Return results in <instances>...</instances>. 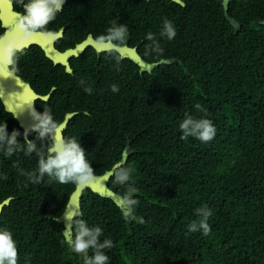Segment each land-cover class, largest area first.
Here are the masks:
<instances>
[{"label":"trees","instance_id":"trees-1","mask_svg":"<svg viewBox=\"0 0 264 264\" xmlns=\"http://www.w3.org/2000/svg\"><path fill=\"white\" fill-rule=\"evenodd\" d=\"M103 14L111 24L127 26L125 45L137 46L146 63H157L155 53L147 54L149 32L163 49L162 59L171 62L140 73L111 52L100 56L97 69L66 74L42 67L28 75L39 95L56 88L47 103H37L38 112L50 111L58 123L78 113L63 136L80 142L96 176L128 152L122 166L133 169V215L125 220L111 200L85 189L76 219L99 226L100 242H113L104 250L108 264H264V26L252 25L250 18L234 34L221 8L199 5L115 6ZM165 19L176 29L171 41L159 36ZM197 103L206 111L197 110ZM187 116L210 120L214 139L182 140L179 125ZM0 122L17 130L1 103ZM37 136L30 133L28 139L39 147ZM18 140L25 143L22 134ZM27 156L34 171L39 157ZM107 186L127 194L114 175ZM74 188L47 176L31 183V211L18 216V264H84V254L67 246L55 221ZM15 190L25 200L28 190ZM204 206L211 209V231L190 234L188 225L200 219L195 210Z\"/></svg>","mask_w":264,"mask_h":264},{"label":"clouds","instance_id":"clouds-1","mask_svg":"<svg viewBox=\"0 0 264 264\" xmlns=\"http://www.w3.org/2000/svg\"><path fill=\"white\" fill-rule=\"evenodd\" d=\"M23 13L20 15L18 28L25 34H32L38 31H45L47 26L56 19L64 7L66 0H19ZM176 29L173 23L165 19L161 26L159 36L168 41L176 37ZM98 51L112 50L125 46L128 40V28L126 25H117L113 21L112 26L107 29V33L95 38ZM146 39L151 43L146 46L147 54H156L158 64L170 63V60L162 59L163 49L155 35L149 32ZM14 61H10L13 63ZM83 81L81 84L83 85ZM84 91L92 93V88L85 86ZM113 93L119 91L116 85L111 88ZM199 111H206L199 103L195 105ZM30 115L34 124L30 129H25L23 136L25 143H20L18 137L21 133L13 129L11 134L7 131V124L0 125V152L5 157H11L18 151L26 149L25 154L36 153L39 157L37 167L34 171L25 172L20 170V175L26 176L32 184H41L45 176L49 181H55L61 185L72 184L78 189H84L93 183L95 171L89 163L86 152L80 142L75 137L66 138L62 135L63 124L58 123L50 111L44 110L43 113L37 112L34 107H30ZM15 116L16 113H13ZM182 132L181 139L186 140L194 137L202 143L212 141L216 135V128L208 119H195L187 116L179 125ZM31 132H37V140L42 141L38 147L33 139H28ZM59 134V135H58ZM46 141V142H45ZM126 158V157H125ZM131 167H119L113 170L115 183L127 186L125 203L129 206H135L136 200L132 199V194L136 191L131 186ZM196 215L199 220L192 221L188 225V232L195 233L202 231L204 236L209 235L211 228L208 224V218L211 215V209L207 206L197 208ZM78 213L71 216L65 213V219L68 224L65 231L72 230L73 235L70 240V246L73 252L84 254V264H108V256L104 254L105 249H111L113 242L105 239L100 242L103 234L99 226L89 227L83 219H76ZM143 223L142 218L139 221ZM74 226V230H73ZM89 250L93 251L91 257L87 256ZM0 264H18L17 242L11 231L7 229L0 230Z\"/></svg>","mask_w":264,"mask_h":264},{"label":"flooded vegetation","instance_id":"flooded-vegetation-1","mask_svg":"<svg viewBox=\"0 0 264 264\" xmlns=\"http://www.w3.org/2000/svg\"><path fill=\"white\" fill-rule=\"evenodd\" d=\"M179 1L183 6L172 0H66L62 11L57 14L56 19L47 26L45 31L38 32L51 35L60 33V37L54 42V48L59 52H64L69 49H74L88 37L96 41L95 38L104 35V31L107 33V29L111 27L112 24L109 15L106 16L103 14L104 11L110 13V8L115 6L124 7L126 5H134L141 7L147 4L150 6H160L161 4L165 7L179 6L182 8L193 5L205 6L208 8H221L223 16L229 25L231 23L239 24L240 28L237 33L241 30L242 23L247 22L250 18H252V25L264 26V0H228L227 11L224 9V0ZM11 2L12 11L15 13L13 22H19L20 15L23 13V8L19 0H11ZM25 2H27V0H25ZM98 8L102 9L100 10L101 15H98ZM97 29H99L100 32L97 33ZM7 30H11L10 26H4L0 20V38ZM106 53L111 52L97 54L94 48L87 46L78 57L69 58L68 64L72 73L80 68L97 69L99 67L100 56ZM40 55H42L44 59H41L39 57ZM11 61L14 62L11 63L10 69L16 76L21 78L22 81L28 83L30 87L31 84L27 81L28 75H37L40 70L45 67L50 70L54 69L56 72L58 69H62L65 72L64 66L54 65L52 61L45 57L41 48L36 45H31L29 48L23 49L20 52L14 51L11 56ZM38 102L35 103V108H37ZM36 110L38 112V109ZM10 116L12 117V115ZM3 123L7 124V131L11 134L15 128L12 129V126L7 122H0V125H3ZM16 125L17 130H20L23 137V132L18 127L17 122ZM23 141H25L24 137ZM24 151L25 150L18 151L11 157H5L4 154L0 152V230L7 229L11 231L16 242L18 240V216L30 212L32 208V202L30 201L32 199L30 196L31 182L28 181L26 176L20 175V170L25 172L32 171V165L29 158H27L28 156L26 155L25 157ZM9 172H12V174L9 175ZM24 180L26 181L25 186L22 185ZM23 187L28 190L25 200L21 199L22 196L15 190ZM30 236H32V233L29 237Z\"/></svg>","mask_w":264,"mask_h":264},{"label":"water","instance_id":"water-1","mask_svg":"<svg viewBox=\"0 0 264 264\" xmlns=\"http://www.w3.org/2000/svg\"><path fill=\"white\" fill-rule=\"evenodd\" d=\"M172 1L183 6V4L179 0ZM227 2L228 0H224L225 11H227ZM14 14L15 13L12 11L11 0H0V20L4 26H10L11 28V30H7L5 34L0 38V102L5 112L12 115L13 119L17 122L18 127L22 130L23 133L25 129H30L34 124V121L30 115L29 108L31 106L35 108V103L38 101L47 102L56 88L52 87L49 93L46 95L36 94L28 83L22 81L21 78L16 76L15 73L10 69L11 56L14 51L20 52L23 49L29 48L31 45H36L41 48V50L45 54V57L52 61L54 65L64 66L66 74H72V70L68 64V59L71 57H78L87 46L94 48L97 54L103 52L117 53L121 60H129L133 64H135L139 68L140 73H142L143 71L150 73L154 68L164 65L158 63H146L138 54L137 46L128 47L127 45H125L121 48L116 49L115 51H98L96 47V41L91 37H88L74 49L59 52L54 48V42L60 37V33L56 35H51L48 33L44 34L40 32H35L30 35L25 34L18 28L19 22H13V17H15ZM230 26L234 30L235 34L240 28L239 24L237 23H231ZM168 64L170 63H167L166 65ZM13 113H16V115L14 116ZM77 115V112L65 114L63 120L60 122L64 125L62 129V135L67 129L69 122ZM31 133L38 134L37 132ZM127 156L128 152L124 151L122 153L121 160L114 164L110 170L106 171L102 175H95L93 183L84 189H78L75 187L69 195L64 211L62 212L60 217L55 219V221L62 225V235L67 246L70 249V240L72 238L73 232L71 229L65 231L68 222L65 219L64 215L65 213H67L71 216L73 213H78L76 217L81 216L80 199L85 189H89L93 194H96L101 198L111 200L114 205L120 210L125 220L133 215L132 207L125 203V197L116 194L107 186V182L113 176V170L125 164ZM82 261L83 258L80 259V263Z\"/></svg>","mask_w":264,"mask_h":264}]
</instances>
